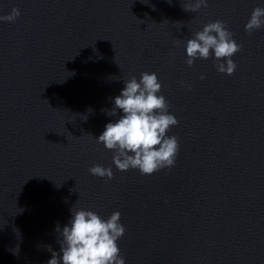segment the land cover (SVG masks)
<instances>
[{
  "label": "water",
  "instance_id": "95a60500",
  "mask_svg": "<svg viewBox=\"0 0 264 264\" xmlns=\"http://www.w3.org/2000/svg\"><path fill=\"white\" fill-rule=\"evenodd\" d=\"M188 3L0 0L20 12L0 21V264H46L72 206L120 212L126 264H264V26L244 31L264 0ZM217 19L241 45L231 75L185 64L184 41ZM143 72L178 121L174 166L150 175L117 170L95 139Z\"/></svg>",
  "mask_w": 264,
  "mask_h": 264
},
{
  "label": "clouds",
  "instance_id": "9594fccd",
  "mask_svg": "<svg viewBox=\"0 0 264 264\" xmlns=\"http://www.w3.org/2000/svg\"><path fill=\"white\" fill-rule=\"evenodd\" d=\"M171 4L172 0H167ZM208 0H190L185 11L196 12L207 7ZM20 12L13 7L9 14L0 16V21L13 22ZM264 26V7L252 10L244 31L251 33ZM241 48L226 22L214 20L203 25L192 38L184 41L185 64L191 67L196 59L215 61L218 72L231 75L236 64L231 58ZM200 79H204L201 75ZM184 86V81H179ZM123 88L112 98L113 107L107 115L119 118L104 125L103 131L95 137L97 143L112 150V164L119 171L136 169L141 175L170 168L175 164L178 141L174 135H166L170 126L178 121L168 111V101L160 94L161 83L155 72H143L123 81ZM90 111V109H89ZM89 173L101 178H112L110 167L93 165ZM59 233V253L51 246L46 264H126L119 254L118 239L125 229L120 222V212L113 211L106 219L91 210L70 208V218Z\"/></svg>",
  "mask_w": 264,
  "mask_h": 264
}]
</instances>
